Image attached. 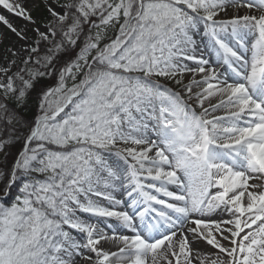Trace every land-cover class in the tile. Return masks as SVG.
Returning a JSON list of instances; mask_svg holds the SVG:
<instances>
[{
	"label": "snow or ice",
	"instance_id": "snow-or-ice-1",
	"mask_svg": "<svg viewBox=\"0 0 264 264\" xmlns=\"http://www.w3.org/2000/svg\"><path fill=\"white\" fill-rule=\"evenodd\" d=\"M0 26V264H264V0Z\"/></svg>",
	"mask_w": 264,
	"mask_h": 264
},
{
	"label": "rangeland",
	"instance_id": "rangeland-1",
	"mask_svg": "<svg viewBox=\"0 0 264 264\" xmlns=\"http://www.w3.org/2000/svg\"><path fill=\"white\" fill-rule=\"evenodd\" d=\"M14 22H15V23H18V24H20V25H23V23H24L22 20H19V19H16ZM2 31H5V29L2 28ZM29 34L31 35V31L29 32ZM12 39L14 40L15 37H12ZM6 42H7V41H6ZM0 51H2V48H0Z\"/></svg>",
	"mask_w": 264,
	"mask_h": 264
},
{
	"label": "bare ground",
	"instance_id": "bare-ground-1",
	"mask_svg": "<svg viewBox=\"0 0 264 264\" xmlns=\"http://www.w3.org/2000/svg\"><path fill=\"white\" fill-rule=\"evenodd\" d=\"M3 26H0V31H2Z\"/></svg>",
	"mask_w": 264,
	"mask_h": 264
}]
</instances>
